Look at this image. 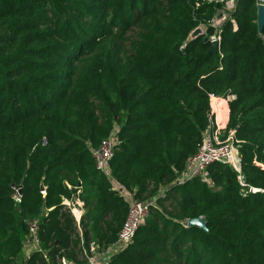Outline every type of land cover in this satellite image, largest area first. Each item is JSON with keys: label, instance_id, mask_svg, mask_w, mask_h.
Listing matches in <instances>:
<instances>
[{"label": "trees", "instance_id": "obj_1", "mask_svg": "<svg viewBox=\"0 0 264 264\" xmlns=\"http://www.w3.org/2000/svg\"><path fill=\"white\" fill-rule=\"evenodd\" d=\"M216 8L0 0V264H84L91 244L114 245L128 201L112 180L153 204L104 264H264V27L254 0H238L237 29L229 18L213 53L207 22ZM199 25L206 30L190 38ZM210 95L229 97L219 132L231 135L240 172L215 161L207 180L178 182L215 128ZM214 108L223 125L225 102ZM111 134L108 176L92 151ZM70 198L82 202L79 228L63 203ZM196 217L206 230L187 225ZM35 218L38 250L22 260Z\"/></svg>", "mask_w": 264, "mask_h": 264}, {"label": "built area", "instance_id": "obj_2", "mask_svg": "<svg viewBox=\"0 0 264 264\" xmlns=\"http://www.w3.org/2000/svg\"><path fill=\"white\" fill-rule=\"evenodd\" d=\"M214 3L217 8L213 16L208 20V27L212 28V33L209 36V42H220V32L223 24L230 18V12L234 9L238 0H207ZM256 8L258 6H264V0H254ZM233 30L237 29V24L234 19L230 18ZM202 32L206 30L205 25L198 26ZM229 98V97H228ZM217 96L210 95L211 112L213 114L214 101ZM212 121V120H211ZM213 124L215 128L210 126L209 130L205 133L203 140L198 147L197 152L187 160L186 168L179 178L178 182H182L184 178H190L192 176H200L202 179L207 180V166L215 161H221L230 164L237 172L239 169V156L233 155V151L237 153V149L233 146L231 135L225 139L220 138L219 127L217 126L214 116ZM116 142L115 134H111L108 138L102 141L101 145L92 151V155L95 161L96 168L109 176V160L113 155V146ZM111 178V177H110ZM240 178V176H239ZM241 179V178H240ZM112 180V185H113ZM115 189V187L113 185ZM14 199L19 202V190L16 186H13ZM118 190V189H117ZM255 190V189H252ZM121 193V191L119 190ZM41 193H44V189H41ZM63 203L69 208L77 227L79 228L80 216L82 214V202L76 198L63 199ZM153 204V201H142L138 199H132L128 202V210L126 218L122 224L120 231L118 232L117 240L112 245L116 250L123 248L133 236L137 227L142 224L149 214V206ZM29 232L27 239L36 245L38 250L39 239L37 235L38 219H33L29 222ZM93 244L90 245V252L94 251ZM86 255V252H84ZM88 254L86 255V258ZM63 264H73L67 260H63ZM92 264V262H89Z\"/></svg>", "mask_w": 264, "mask_h": 264}, {"label": "crops", "instance_id": "obj_3", "mask_svg": "<svg viewBox=\"0 0 264 264\" xmlns=\"http://www.w3.org/2000/svg\"><path fill=\"white\" fill-rule=\"evenodd\" d=\"M227 99H222L220 97H217V99L214 101V104L217 103L219 100H222L225 102L226 105V118H225V122L223 125H220L217 121V111L216 109L213 107L214 111H213V116H214V120L217 124V126L219 127V129H222L225 127L226 122H227V118H228V106H227ZM117 189L121 191V194L125 195L124 190H121L120 187L117 185ZM123 195V196H124ZM126 199V198H125ZM34 250H36V245L34 243H32L31 241H29L28 239H26L23 243V247H22V252L20 254V259H25L27 258ZM116 249L111 246L105 250L100 251L98 247H96L94 249V251H92L88 257L86 258V262L84 264H89V262H92V264H104L105 261L107 260V258L113 253L115 252Z\"/></svg>", "mask_w": 264, "mask_h": 264}, {"label": "water", "instance_id": "obj_4", "mask_svg": "<svg viewBox=\"0 0 264 264\" xmlns=\"http://www.w3.org/2000/svg\"><path fill=\"white\" fill-rule=\"evenodd\" d=\"M257 27L258 31L261 32L264 27V6H258L257 7ZM202 33L201 29L199 27H196L195 29L192 30L190 33L189 37L194 38ZM218 45L217 43H212L210 46V51L213 53H216L218 50ZM238 153L233 151V155H236ZM239 169H240V163H239ZM242 179V176H240ZM255 191V190H253ZM187 225H197L200 228L206 230V223L203 217H196V218H189L187 219Z\"/></svg>", "mask_w": 264, "mask_h": 264}, {"label": "rangeland", "instance_id": "obj_5", "mask_svg": "<svg viewBox=\"0 0 264 264\" xmlns=\"http://www.w3.org/2000/svg\"><path fill=\"white\" fill-rule=\"evenodd\" d=\"M136 36L134 35L133 32H129L128 33V40L124 43V49L126 50L127 53H129L131 51V44H130V39L135 38ZM227 123V122H226ZM223 129V128H222ZM228 142H231V140H229ZM234 146V145H233ZM235 147V146H234ZM236 148V147H235ZM113 185L115 187H117V183L113 182ZM124 195V194H123ZM124 197L126 198V200L128 202H130L132 200L131 196L128 193H125Z\"/></svg>", "mask_w": 264, "mask_h": 264}, {"label": "bare ground", "instance_id": "obj_6", "mask_svg": "<svg viewBox=\"0 0 264 264\" xmlns=\"http://www.w3.org/2000/svg\"><path fill=\"white\" fill-rule=\"evenodd\" d=\"M216 104V103H215ZM215 104H214V106H215ZM218 121V120H217ZM219 123V122H218Z\"/></svg>", "mask_w": 264, "mask_h": 264}]
</instances>
